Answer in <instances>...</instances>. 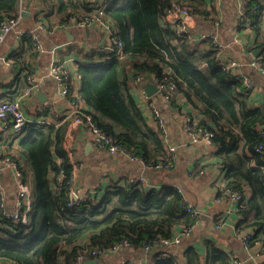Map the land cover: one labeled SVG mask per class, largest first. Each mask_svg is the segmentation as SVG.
<instances>
[{
	"label": "trees",
	"instance_id": "obj_1",
	"mask_svg": "<svg viewBox=\"0 0 264 264\" xmlns=\"http://www.w3.org/2000/svg\"><path fill=\"white\" fill-rule=\"evenodd\" d=\"M36 1V16L45 21V31L71 19L97 16L116 24L117 36L124 42L123 56L116 55L113 44L110 54L83 51L88 60L99 58L100 62L79 61L74 66L81 80L80 92L97 124L145 161H159L166 156V149L130 91L129 73L133 78L154 76L160 81L169 69V77L187 100L200 102L201 124L214 132L225 178L243 192L239 212L244 218L237 227L252 228V245L261 242L264 161L256 147L264 141L259 134V126H264V106H255L240 75L223 67V50H208L204 55L206 71L171 43L175 30L163 23L164 9L174 1L189 6L194 13L210 15L212 20L217 18L215 4L207 8L201 3L205 0ZM242 1L248 19L239 22L238 31L250 28L256 47L264 55V0ZM234 2L237 4V0ZM21 4L22 0H0V17L18 14ZM19 43L10 58L25 67L27 57L36 58L40 51L29 30ZM71 119L62 115L56 117L58 124L29 123L12 152L24 182L30 184L32 208L26 223L13 221L0 209V259L16 264H78L84 248H108L122 239L141 248L157 236L172 237L177 227L195 222L180 207L183 194L176 186L146 187L120 178L110 179L101 191L97 190V202L69 206L65 187L57 190L53 185L61 169L66 179L73 174L74 166L63 144ZM245 186L251 195L245 194ZM10 208L8 205L7 210ZM206 246L203 258L194 246H188L181 255L162 258L156 264H232V257L215 243L207 242Z\"/></svg>",
	"mask_w": 264,
	"mask_h": 264
},
{
	"label": "crops",
	"instance_id": "obj_2",
	"mask_svg": "<svg viewBox=\"0 0 264 264\" xmlns=\"http://www.w3.org/2000/svg\"><path fill=\"white\" fill-rule=\"evenodd\" d=\"M22 2L21 8L27 12L24 13L21 28L27 31L36 25L37 1L22 0ZM201 3L210 8L211 3L217 4V1L205 0ZM220 4V12L216 10L217 16L221 13L220 24L216 26L215 20H197L194 21V32L200 34L218 30L221 40L225 42L222 57L230 56L245 62V73L261 87L259 90H250L252 103L255 106H264V74L249 65L250 61L256 57L253 53L254 49H257L254 41L255 34L250 28L238 31L240 20L234 0H221ZM40 35L44 50L36 58L27 57L29 59L25 67L17 66L15 62L13 64L8 62L11 60V52L20 45L13 34L0 45V98L21 97L25 114L29 123L33 124L46 117L45 110H47V104H51V102L57 110H63L64 104L50 74L52 59L54 57L67 58L72 55L76 58V62H79V57L86 59L83 51L86 53L90 51L87 49L89 44L100 45L106 41L105 35L103 36L93 27L87 29V27L56 24L51 31L43 30ZM170 41L188 59L206 70L204 55L211 49L209 43L198 40L195 34L184 38L173 36ZM81 50L82 52H80ZM28 71L33 72L40 81L39 88L30 92H27L26 89ZM129 74L130 91L137 99L136 81L131 77V72ZM74 78L78 86L80 78L76 70ZM148 80L156 84V79L152 76L143 80L144 87ZM38 90L42 91L40 96ZM152 98L161 107L168 121L172 143L178 147V156L170 170H147L146 175L149 182L151 186L156 187H182V194L188 202L194 204L201 211V222L191 234L185 237L182 243L174 244L167 249L174 254L181 255L188 246H194L203 258L207 253L206 243L213 242L229 255L232 254L239 258L242 264H261L264 261V253L260 252L261 245L254 243V246L247 249L241 239L235 235V228L241 221L237 202H232L229 199L220 202L215 200L220 185L226 177L217 157L218 145L215 141L212 143L202 142L201 144L189 142L186 122L190 118L201 123L203 116L199 111L200 102L197 100L193 104L187 100L185 95L180 98L176 94L170 100H164L156 93L152 95ZM19 141L20 139L13 142L9 135L2 136L0 138V153L14 152ZM63 144L74 166L73 174L76 177L77 192L82 195L91 189L101 191L100 188H104L112 178H120L121 181H124L125 178L144 171L139 164L132 163L125 158H115L106 150L94 147L84 129L74 124L72 120L68 124ZM12 179L10 171L0 165V182L4 186L3 190L7 195L8 205L11 204L15 194ZM245 194H252L247 186H245ZM218 220H221V224L217 226ZM180 230L181 227L175 229L177 232ZM258 238L264 243V233H260ZM161 249L162 247H159V252ZM157 251L158 248L145 250L142 247L134 248L128 245L119 252L100 257L97 264H121L122 260L126 258H149Z\"/></svg>",
	"mask_w": 264,
	"mask_h": 264
},
{
	"label": "built area",
	"instance_id": "obj_3",
	"mask_svg": "<svg viewBox=\"0 0 264 264\" xmlns=\"http://www.w3.org/2000/svg\"><path fill=\"white\" fill-rule=\"evenodd\" d=\"M217 1L218 12H220L221 0ZM237 6L239 8L238 18L240 21L248 19L243 7V1L237 0ZM256 8H253V11ZM221 13L217 16L214 23L218 26L221 22ZM24 17V11L21 8L18 14H3L0 17V45L3 44L10 35L16 37V41L19 43L23 34L26 32L21 28V21ZM203 18V20H212L210 15L194 13L191 8L187 5L181 4L174 1V3L165 8L163 12V23L170 24V26L175 30L176 38H184L185 36H190L195 34L198 40L207 39L210 41L211 48L223 50L225 47V42L221 40L218 30L213 32H202L196 34L193 29L194 21ZM61 26H78L95 28L101 34L106 37V41L99 44H89L87 49L94 51L96 53H107L114 49L113 44H116L117 52L116 55L123 56V44L124 42L117 36V26L110 19H103L99 16L89 17L81 21L71 19L69 23L62 24ZM45 30V21L37 19L36 25L29 29V33L33 35V41L36 48L41 52L44 50V44L41 39L40 33ZM104 56V55H103ZM80 61H90L91 63H98L102 59L95 58L88 60L79 57ZM13 64V59L8 61ZM75 62L76 58L70 55L69 57L60 58L54 57L50 65V74L52 76L54 86L61 97L62 103L64 104L63 110H57L53 105L47 104L46 117L42 120H37L34 124H51L57 123L56 117L66 115L67 117H72V122L76 125L81 126L85 133L89 137L90 143L98 148L106 150L108 154L115 158H125L132 163L139 164L143 168V172L125 178L127 182L135 183L141 182L146 187H151L149 179L146 175L147 170L157 171V170H170L173 168L175 160L178 156V147L172 143L171 133L168 121L166 120L161 107L153 100L152 95H149L143 86V78L137 76L134 78L136 81L135 89L137 93V103L142 110V113L148 122V124L153 125L158 131L159 136L163 141V145L166 149V156L160 157L157 162H147L137 155L131 148L127 145L118 143L113 136L104 131L95 121L94 112L91 111L80 92V80L77 86L76 80L74 78L75 73ZM222 65L226 69L231 70L233 73L237 72L238 75L243 79L245 85L249 90H259L261 87L255 84L252 79L245 73V62L240 59L225 56L222 57ZM249 65L253 68L258 69L264 74V55H258L253 60L250 61ZM167 71V70H166ZM26 74L27 80V92L33 89H38L40 86V81L37 79L33 72L28 71ZM170 74V71H167ZM165 76L162 80L157 81L156 85L158 87V94L164 100H170L174 94L183 98L182 93L179 91L178 85L174 80H172L169 75ZM76 76V75H75ZM29 124V120L25 114V109L21 97L18 98H0V138L4 135H9L13 142L18 141L25 135V128ZM186 131L189 137V142L194 144H201L202 142L212 143L214 142V132L205 125L198 123L190 118L186 122ZM259 134L264 138V126H259ZM256 152L262 154V160L264 161V141L256 147ZM257 162L254 161V165ZM0 165L5 169H8L13 177L12 184L15 188V194L12 198L10 204V209L7 210L8 200L4 186L0 182V209L7 217L11 218L15 222L26 223L29 219L31 208H32V197H31V187L30 184L24 182L22 177V172L19 168V162L15 159L12 153L2 152L0 153ZM264 167V165H263ZM124 180V181H125ZM225 178L220 185L218 194L215 198L216 201L220 202L225 199H229L232 202H237L238 212L239 205L243 200V192L233 185L227 182ZM53 187L57 190H61L65 187L68 205L76 206L84 202H97L100 198V192L97 190H88L85 194H80L76 189V177L72 174L71 177L66 179L64 170L55 174V183ZM179 192L183 193V189L180 186H176ZM99 194V195H98ZM180 207L191 214L195 218V222L192 225L181 226L180 231H176L172 237H162L157 236L145 243L142 247L145 250H150L152 248H158L156 254L149 258L142 259H123L121 264H156L162 258L173 256L174 253L169 251L167 248L182 243L183 239L191 234L195 227L201 222V211L192 203L188 202L186 197L183 198L180 203ZM240 214V220L242 221L244 216ZM221 224V220L217 221V226ZM235 235L241 239L245 248L249 249L255 244H260V252L264 253V243L256 242L254 245L251 243L252 230L249 229H238L235 228ZM129 245L127 239H122L112 244L108 248L94 247V248H84L78 256V264H84L85 260L100 257L106 254H112L119 252L123 248ZM159 247H162L159 252ZM232 257V264H242L241 260L234 255L230 254ZM0 264H16L11 260L0 259ZM264 264V261L261 263Z\"/></svg>",
	"mask_w": 264,
	"mask_h": 264
},
{
	"label": "water",
	"instance_id": "obj_4",
	"mask_svg": "<svg viewBox=\"0 0 264 264\" xmlns=\"http://www.w3.org/2000/svg\"><path fill=\"white\" fill-rule=\"evenodd\" d=\"M26 12L27 11H24V13H26ZM87 29H89V28H87ZM253 53L255 56H258V55H260L261 51H260V49L257 48V49H254ZM145 89L149 95H153L158 91L157 85L153 82H150L149 80L145 84ZM38 93L40 96L42 94V91L38 90ZM97 263H98V259H96V258L87 259L84 262V264H97Z\"/></svg>",
	"mask_w": 264,
	"mask_h": 264
},
{
	"label": "rangeland",
	"instance_id": "obj_5",
	"mask_svg": "<svg viewBox=\"0 0 264 264\" xmlns=\"http://www.w3.org/2000/svg\"><path fill=\"white\" fill-rule=\"evenodd\" d=\"M215 8H217L216 10H218V7L216 4H215ZM216 14H218L217 11H216ZM189 44L192 45V43H189ZM195 50H199V49H195Z\"/></svg>",
	"mask_w": 264,
	"mask_h": 264
}]
</instances>
